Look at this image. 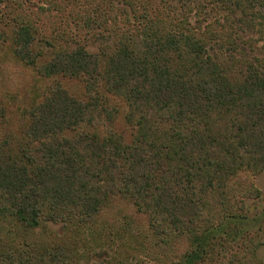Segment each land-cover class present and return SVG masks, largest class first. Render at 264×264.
<instances>
[{"label": "trees", "instance_id": "16d2710c", "mask_svg": "<svg viewBox=\"0 0 264 264\" xmlns=\"http://www.w3.org/2000/svg\"><path fill=\"white\" fill-rule=\"evenodd\" d=\"M179 1L0 0V49L53 81L16 129L0 107V264H192L260 196L264 0ZM102 232L128 243L94 260Z\"/></svg>", "mask_w": 264, "mask_h": 264}, {"label": "rangeland", "instance_id": "374dc122", "mask_svg": "<svg viewBox=\"0 0 264 264\" xmlns=\"http://www.w3.org/2000/svg\"><path fill=\"white\" fill-rule=\"evenodd\" d=\"M169 1L170 3L175 2L178 6L181 5V1L179 0ZM201 1L210 6L208 0ZM159 2L160 0H157V3ZM219 14L220 12L217 13L211 10L212 17ZM250 33L257 37V34H252L255 33L254 31L248 32L247 36H249ZM37 45V49L46 51L42 42H38ZM262 45L263 42H260L258 45V50L260 52L257 51V53H260V56L264 55V50H261ZM51 82H53L52 79L39 76L34 66L26 65L16 59L9 44L0 49V107L3 108L9 129H16L19 126L21 108L39 97L45 87ZM63 82L75 95L79 96L82 93L83 87L81 83L67 80ZM120 105L122 112L116 126L121 131H127V135H131L130 128L127 127L124 118L123 111L125 104L121 103ZM254 183L260 190V196L247 200L245 216L230 219L224 225L212 230L203 245L196 249L195 254L199 255L201 259H196L192 264H213L225 254L238 249L243 239L254 235L264 225V172L254 178ZM123 207L126 208L124 205ZM53 228L60 231L58 225L53 226ZM90 238L93 244H96V247H98V251L93 256L94 260H101L107 257L108 251H111V247L115 246L114 244L116 242L117 246L120 248H125L126 243H128L127 238L122 241L118 237H115V243L111 242V240H107V232L95 233V237L93 238L91 236ZM257 256L264 260V246L258 249ZM144 259L150 263L149 258ZM175 264L189 263L185 261Z\"/></svg>", "mask_w": 264, "mask_h": 264}]
</instances>
